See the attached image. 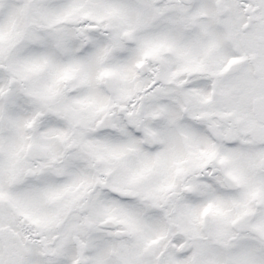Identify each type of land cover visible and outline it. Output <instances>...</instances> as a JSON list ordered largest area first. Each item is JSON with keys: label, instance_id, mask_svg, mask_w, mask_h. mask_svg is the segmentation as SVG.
I'll return each instance as SVG.
<instances>
[{"label": "snow or ice", "instance_id": "1", "mask_svg": "<svg viewBox=\"0 0 264 264\" xmlns=\"http://www.w3.org/2000/svg\"><path fill=\"white\" fill-rule=\"evenodd\" d=\"M0 264H264V0H0Z\"/></svg>", "mask_w": 264, "mask_h": 264}]
</instances>
